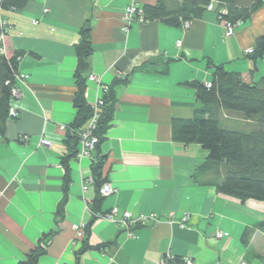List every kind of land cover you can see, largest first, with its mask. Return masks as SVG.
Returning a JSON list of instances; mask_svg holds the SVG:
<instances>
[{"label": "crops", "instance_id": "crops-1", "mask_svg": "<svg viewBox=\"0 0 264 264\" xmlns=\"http://www.w3.org/2000/svg\"><path fill=\"white\" fill-rule=\"evenodd\" d=\"M157 1L28 0L22 10L0 13L9 28L0 46L18 59L17 73L27 76L14 82L18 96L10 98L18 116L7 115L0 132V264L24 261L52 231L37 264H161L173 257L191 264H264V234L256 228L264 202L218 193L217 175L201 168L207 152L185 144L178 132V124L202 107L188 83H209L212 66L238 73L246 83L264 78V57L246 54L264 32V5L237 24L230 38L224 22L208 10L187 29L144 15L125 28L124 11L132 2L141 10ZM86 24L92 44L86 102L94 106L115 79L126 83L115 89L104 141L88 155H81L78 144L72 156L66 128L76 113L75 46ZM220 118L236 126V118L223 112ZM41 139L50 147L40 146ZM98 155L105 157L102 175L114 191L94 211L116 208L117 215L93 220L88 244L106 246L76 258L83 238H75L73 227L92 218L96 193L88 179ZM124 212L131 220L150 214L158 219L124 227Z\"/></svg>", "mask_w": 264, "mask_h": 264}, {"label": "trees", "instance_id": "trees-1", "mask_svg": "<svg viewBox=\"0 0 264 264\" xmlns=\"http://www.w3.org/2000/svg\"><path fill=\"white\" fill-rule=\"evenodd\" d=\"M28 0H0V8L8 11L22 10ZM215 3L217 19L224 24L237 25L250 20L251 16L264 5V0H158L154 6H144L141 11L144 19L156 20L167 26H181L190 22L206 10L209 3ZM223 10V12H222ZM90 26L84 25L80 30L78 44L75 46L76 68L74 83L76 91L73 98L75 116L66 128V148L74 156L75 147L80 144L79 134L93 120L91 131L98 149L104 141L106 131L113 119L116 104L115 89L126 82L115 79L104 91L101 105L90 106L84 97L86 81L90 68L92 44ZM250 55L252 60L264 57V32L255 40V47ZM16 57L0 54V132L10 108V90L14 85L17 73ZM211 81L188 83L194 88L196 98L202 105L192 119L180 122L179 134L185 144H197L207 152L201 168L209 169L217 175L214 186L218 193L237 199L241 202L255 200L264 202V78L256 83H246L240 74L227 72L221 65L212 66ZM237 119L236 126H226L221 121V113ZM89 151V152H90ZM88 152V153H89ZM67 158L61 160L66 168ZM105 157L94 156L90 164L92 184L95 187V200L91 208L92 218L85 225L81 249L76 258L87 250H100L104 246L91 247L88 244L89 227L97 218L95 208L104 197L99 195L100 187L106 183L102 175ZM66 187L64 186V193ZM65 194L59 204L56 216L62 219ZM96 214V215H95ZM105 214V213H103ZM100 214V215H103ZM256 228L264 234V219ZM55 232L43 236L38 244L26 255V259L17 264H37L45 254L49 241ZM167 264H184L179 257L168 258Z\"/></svg>", "mask_w": 264, "mask_h": 264}, {"label": "built area", "instance_id": "built-area-1", "mask_svg": "<svg viewBox=\"0 0 264 264\" xmlns=\"http://www.w3.org/2000/svg\"><path fill=\"white\" fill-rule=\"evenodd\" d=\"M215 3L211 2L207 5L206 10L211 11V12H215ZM3 10L0 8V13ZM223 12V10H222ZM137 17V19L139 21H143V15H142V11L139 10L136 5L132 2L124 11V15H123V23L125 28L129 27L130 23L134 20V18ZM190 22H184L182 23L181 27L184 29H187L189 26ZM236 25H230V24H225V33L224 36L226 38H230L232 37V35L234 34V28ZM8 27L6 26V23L2 22L0 20V39L2 40L5 35L8 32ZM177 47L181 46V42H177L176 43ZM253 52L252 49L247 50L246 54L249 55ZM0 54H5V51L2 47V42H1V46H0ZM27 80V76L23 75V74H18L16 73L14 75V82H20V83H24ZM11 97L16 98L18 96V92H17V88L15 86V84L12 86L11 90ZM101 105L102 101L99 100L96 105ZM18 116L17 112L10 107L9 111H8V118L10 119H16ZM94 128V123L93 120H91L90 124L87 126V128H85L84 131H82L79 134V138H80V145H81V155H88V152L90 150L93 149V147L95 146V144L97 143V139L94 138V136L92 135V130ZM0 139H1V135H0ZM50 142L45 140V139H41L40 140V146L42 147H50ZM88 183L92 184V179L89 178L88 179ZM84 190L87 189V186H84L83 188ZM114 191V189L111 187L110 184L108 183H104L100 189H99V195L101 197H106L110 194H112ZM117 215V209L113 208L111 209L109 212L103 214V215H99L100 217H103L105 219L108 220H112L115 216ZM157 216L150 214V215H140L138 216L136 219L131 220V215L129 212H124L122 215V218L120 219L119 223L120 225L127 227L128 225H139V226H144L145 224H147L148 222H156L157 221ZM74 231H75V238L78 239H82L84 237V230H85V225H74ZM133 234L132 233H128V236L131 237ZM222 234L221 233H217L216 234V238H221ZM184 264H191V261L189 259H184ZM161 264H167L166 261H164Z\"/></svg>", "mask_w": 264, "mask_h": 264}]
</instances>
